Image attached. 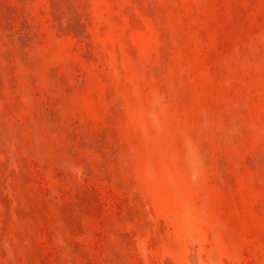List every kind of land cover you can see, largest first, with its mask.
<instances>
[{
  "label": "rangeland",
  "instance_id": "374dc122",
  "mask_svg": "<svg viewBox=\"0 0 264 264\" xmlns=\"http://www.w3.org/2000/svg\"><path fill=\"white\" fill-rule=\"evenodd\" d=\"M0 264H264V0H0Z\"/></svg>",
  "mask_w": 264,
  "mask_h": 264
}]
</instances>
